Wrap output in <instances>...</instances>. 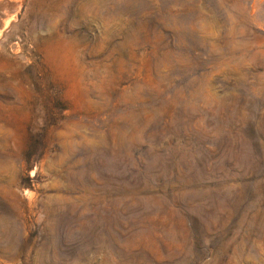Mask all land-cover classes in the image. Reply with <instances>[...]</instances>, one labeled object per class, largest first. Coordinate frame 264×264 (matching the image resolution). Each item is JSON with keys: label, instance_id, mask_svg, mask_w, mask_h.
<instances>
[{"label": "rangeland", "instance_id": "374dc122", "mask_svg": "<svg viewBox=\"0 0 264 264\" xmlns=\"http://www.w3.org/2000/svg\"><path fill=\"white\" fill-rule=\"evenodd\" d=\"M0 264H264V0H0Z\"/></svg>", "mask_w": 264, "mask_h": 264}]
</instances>
